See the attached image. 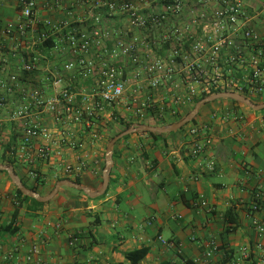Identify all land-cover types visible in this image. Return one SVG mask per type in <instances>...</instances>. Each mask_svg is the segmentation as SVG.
<instances>
[{"label":"built area","instance_id":"2783aa9c","mask_svg":"<svg viewBox=\"0 0 264 264\" xmlns=\"http://www.w3.org/2000/svg\"><path fill=\"white\" fill-rule=\"evenodd\" d=\"M20 2L18 22L0 20V110L7 96L16 94L22 100L9 114L8 121L22 122V132L8 155L28 166L32 179L37 177L34 157L50 156L53 135L41 126L43 115L66 129L92 128L105 107L124 98L131 101L136 119H142L150 111L175 117L209 90L249 98L264 94V32L255 27L258 19H264V5L249 11L242 0H41L40 9L47 15L38 20L36 2ZM50 40L46 57L39 46ZM13 63L18 74L10 71ZM22 74L27 76L21 78ZM66 75L71 81L92 80V91L67 85ZM127 89L130 93L125 95ZM70 129L61 142L71 150L81 148L82 141ZM207 132L205 125H193L185 132L192 159L205 157L211 149ZM35 140L41 142L37 147ZM7 142L0 138V145ZM84 166L83 161L65 164L62 171L78 174ZM204 167L212 173L215 162L208 159ZM231 207L249 218L251 239L234 250L208 239L200 243L203 251L195 263L264 264L261 191L251 192L248 201L236 199ZM195 209L202 214V203ZM215 213L214 207H207L208 216ZM69 240L72 246L77 238ZM157 240L181 253L179 243Z\"/></svg>","mask_w":264,"mask_h":264},{"label":"crops","instance_id":"0c3cea01","mask_svg":"<svg viewBox=\"0 0 264 264\" xmlns=\"http://www.w3.org/2000/svg\"><path fill=\"white\" fill-rule=\"evenodd\" d=\"M20 1L1 0L0 20L18 22ZM34 1L36 18L44 20L47 14L40 9L41 0ZM242 1L249 11L264 5V0ZM255 27L264 32V19H258ZM10 71L19 73L15 63ZM65 80L67 85H81L92 91V80L71 81L68 75ZM249 100L264 104L263 95ZM233 102L216 100L200 108L194 125L207 126L212 138L211 149L203 158L188 155L190 145L185 132L189 127L158 139L132 133L119 140L112 149L109 184L100 197L90 198L64 186L42 206L18 204L13 186L0 174V227L14 220L12 227L16 228L14 234L0 233V264H131L124 255L134 251H145L138 264H199L195 263L203 251L199 245L208 239L232 250L245 244L252 236L245 212L236 209L238 227L229 232L224 230L221 215L235 205L236 199L248 201L254 190L261 191L264 207V109L253 110ZM130 103L124 99L116 106L105 107L92 128L66 129L43 115L41 126L50 130L53 138L49 158L33 159L42 181L38 194L46 196L59 179L77 180L90 193L97 192L102 184L108 139L121 130L115 119L133 125L145 119L143 125L153 126L149 117L136 121ZM21 105L22 100L14 94L7 96L0 110V138L9 140L14 136L16 145L22 122H10L8 118ZM68 129L82 141L81 148L71 150L61 142ZM40 144L35 140L33 147ZM208 159L215 162L212 173L204 169ZM80 161L85 166L78 174L63 173V165L76 166ZM27 169L17 161L14 171L31 186L34 183ZM200 203L202 214H197L195 204ZM207 207H214L216 213L208 216ZM71 236L77 238L72 246ZM157 237L179 243L181 253L165 248Z\"/></svg>","mask_w":264,"mask_h":264},{"label":"trees","instance_id":"16d2710c","mask_svg":"<svg viewBox=\"0 0 264 264\" xmlns=\"http://www.w3.org/2000/svg\"><path fill=\"white\" fill-rule=\"evenodd\" d=\"M120 24V21L119 20H116L115 21V25H116V28H118V25ZM40 26V25H38ZM115 37H113L114 39ZM117 39V37H116ZM52 40H50L49 42L47 43H44L43 45H40L39 46V50H41L46 57H48V51L49 49L51 48L52 46ZM107 46L110 47V44H107ZM156 56H164V53L163 52H156L155 53ZM42 62V61H41ZM39 62V63H41ZM27 75L25 74H22L21 75V78H25ZM225 91H221V90H209L205 93H203L202 95H200L199 97L195 98L192 105L183 113H177V115L175 117H172L171 120H169L167 117V115H163L161 117L155 115V113L153 111H150L147 113V115H145V117H149L151 118L152 122H153V126H165V125H169V124H172V123H176L180 120H182L193 108L194 106L201 100H203L204 98H207V97H210L212 95H216V94H221V93H224ZM246 98H249L247 96H245ZM250 99V98H249ZM234 103V102H233ZM199 116V113L197 114V116L188 124H186L185 126H183L180 130H178L179 132L180 131H183L187 125L191 124V125H194L195 122H196V118ZM140 119H137L136 121H138ZM144 120H140L139 124L140 125H143L144 123ZM115 123H117L118 125H120V131L111 135L108 139V142L114 137V136H117L118 134H120L121 132L129 129L134 123H132L131 121L129 122H126L124 121L123 119L121 118H116ZM172 133H170L169 135H171ZM146 135L148 137H151L153 139H158V138H162V137H165L166 134H163V135H156V134H152V133H146ZM128 136H125L122 138L123 139H126ZM15 137L12 136L11 138L9 137V140L7 142L6 145H3L1 146V149H0V164H3V165H7V166H10L13 168V170H15L16 168V165H17V161L16 159H14L13 157H10L8 155L9 153V147L12 146V145H15L16 146V143H14ZM118 143V142H117ZM0 174H3L7 181L9 183L10 180L8 179L7 177V174L5 172H0ZM63 180H66V179H59V181H63ZM21 182L23 183L24 187L32 192H35V193H39L38 191V187L42 184V181L40 179V175L39 173L37 172V177H35L33 179V185L29 186L27 185L23 179H21ZM75 184H78L79 185V182L77 180H74L73 181ZM12 185V184H11ZM13 186V185H12ZM13 189H14V194L17 198V203L20 204V202H30L32 203L33 205L35 206H42L43 204L42 203H38L36 202L35 200L33 199H30L26 196H23L14 186H13ZM16 214V213H15ZM15 217V216H14ZM224 217H225V221H223V224L225 226L224 230L226 232H229V231H232V230H235L237 227H238V217H237V213L235 212V209L234 208H230L226 211V213L224 214ZM14 226V220L8 224V226L6 227H0V233L2 234H14V232L16 231V228L15 227H12ZM145 256V251H134V252H129V253H126L124 255V257L131 263V264H138Z\"/></svg>","mask_w":264,"mask_h":264},{"label":"water","instance_id":"95a60500","mask_svg":"<svg viewBox=\"0 0 264 264\" xmlns=\"http://www.w3.org/2000/svg\"><path fill=\"white\" fill-rule=\"evenodd\" d=\"M222 99H228V100L237 102L253 110L264 109V104L256 105L253 102H251L249 99H247L246 97L238 95L236 93H221V94L212 95L210 97L204 98L203 100L199 101L194 106V108L182 120L176 123H172V124L165 125V126H149V125H140V124L132 125L129 129L121 132L117 136H114L107 143L106 150H105V156H104V169L102 172V184H101L100 189L95 193H90L88 189L83 188L79 186L78 184H75L74 182H71L69 180H63V181L57 182L56 185L53 187V189L50 191V193H48L46 196H41L38 193H35V192H32L26 189L12 167L0 164V172H5L7 174V177L10 180L11 184L23 196L33 199L38 203L48 202L58 193L59 189L64 186L77 190V191H81L90 198L100 197L104 195L105 191L107 190V187L109 184V173H110V169L112 166V149L119 140H121L123 137L129 134H132V133H152L156 135H163V134H169V133L178 131L183 126L190 123L197 116L202 106H204L205 104L211 103L213 101L222 100Z\"/></svg>","mask_w":264,"mask_h":264},{"label":"rangeland","instance_id":"374dc122","mask_svg":"<svg viewBox=\"0 0 264 264\" xmlns=\"http://www.w3.org/2000/svg\"><path fill=\"white\" fill-rule=\"evenodd\" d=\"M128 93H130V90L127 89V91L125 92V95H128ZM263 97H264V94H263ZM125 99V98H124ZM187 110V109H186ZM153 124V123H152ZM191 124L187 125L185 129H187L188 127H190Z\"/></svg>","mask_w":264,"mask_h":264}]
</instances>
